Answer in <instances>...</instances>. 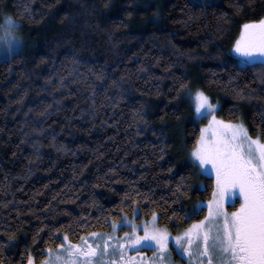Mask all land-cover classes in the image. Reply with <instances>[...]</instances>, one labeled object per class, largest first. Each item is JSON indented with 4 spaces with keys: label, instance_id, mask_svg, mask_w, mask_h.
Masks as SVG:
<instances>
[{
    "label": "trees",
    "instance_id": "obj_1",
    "mask_svg": "<svg viewBox=\"0 0 264 264\" xmlns=\"http://www.w3.org/2000/svg\"><path fill=\"white\" fill-rule=\"evenodd\" d=\"M25 2L0 0V21L10 15L24 38L0 61V229L16 233L0 251L5 264H23L26 247H53L46 229L33 243L45 224L64 226L60 243L70 229L74 242L109 231L105 216L134 209L144 220L155 211L174 234L203 218L206 208H192L211 198L213 178L175 154L200 127L176 89L188 80L220 101L225 119L253 135L264 128L260 63L241 70L231 52L240 26L264 16V0H29L31 19Z\"/></svg>",
    "mask_w": 264,
    "mask_h": 264
},
{
    "label": "snow or ice",
    "instance_id": "obj_2",
    "mask_svg": "<svg viewBox=\"0 0 264 264\" xmlns=\"http://www.w3.org/2000/svg\"><path fill=\"white\" fill-rule=\"evenodd\" d=\"M24 12L32 18L29 0L24 4ZM18 29L19 25L11 16H5L4 23L0 24V50H6L9 56L21 43ZM232 51L238 55L237 66L241 70L255 66L259 61V75L264 81V16L240 26ZM77 57L78 53L74 52L73 61L79 63ZM94 75L96 79L104 80L103 66ZM181 80L176 89L177 96L185 92L196 118L207 121L199 127L188 152L192 168L199 169L200 174H210L213 178L211 199L206 203L198 202L192 208L193 215L204 208L207 214L174 236L167 227L159 225V215L155 211L140 223L126 214L122 215L119 226L130 229L122 235L115 234L118 222L105 216V223L113 232L81 233L75 242L70 238V229L69 232H63L60 243H55L59 239L56 234L64 226L45 224L34 231L33 243H36L39 232L46 229L54 246L42 249L36 255L26 247L22 253V257H25L23 264H37V260L39 264H137V257L130 255L129 251L134 254L138 249L152 251L151 257L147 259L140 252L138 264H174V252L181 257V264L185 258L189 264L192 261L195 264H264V128L257 125L254 136L243 121L221 118L218 115L219 102H214L215 98L210 92L203 87L193 89L190 81ZM237 94L244 95L242 90ZM59 150H64V146L61 145ZM165 150L166 146L159 148L160 159ZM172 167L174 165L167 171L171 172ZM109 171L113 172L114 169ZM184 179L181 178L182 181ZM176 187L188 193L186 184L178 183ZM124 197L127 199L128 193ZM142 198L147 200L149 196L143 194ZM228 201L232 202L231 211L225 207ZM95 203L93 201V205ZM120 203H125V200L122 199ZM114 207L123 213V208ZM133 213L135 216V209ZM96 219L99 220V217ZM79 223L85 228L90 226L87 218ZM8 229H0V234L7 237L6 240L0 239V251L16 239L15 230L10 225ZM44 243L47 245L48 240ZM0 264H5L2 257Z\"/></svg>",
    "mask_w": 264,
    "mask_h": 264
},
{
    "label": "rangeland",
    "instance_id": "obj_3",
    "mask_svg": "<svg viewBox=\"0 0 264 264\" xmlns=\"http://www.w3.org/2000/svg\"><path fill=\"white\" fill-rule=\"evenodd\" d=\"M204 1H213V0H204ZM215 1V0H214ZM5 16H10V15H5ZM5 16H4V18H5ZM14 21H16L17 22V24L19 25V29H18V35H19V37L21 38V43H20V45H19V47L16 49V50H14V52L13 53H15V52H18V51H21L22 50V48H23V45H24V38H23V36L21 35V29H20V27H21V25L19 24V22L17 21V20H15L14 18H12ZM2 23H4V19L2 20V21H0V24H2ZM231 52L236 56V57H238V55L234 52V51H232V48H231ZM12 53V54H13ZM11 54V55H12ZM9 57V53L6 51V50H0V61L2 60V59H5V58H8ZM239 59V58H238ZM257 62H259V61H257ZM216 101H218L219 102V105H220V101L219 100H214V102H216ZM218 115L221 117V118H223V119H225L223 116H221V114L218 112ZM193 119L199 124V126H201L202 124H204V123H206L207 121L206 120H198L197 118H196V116L193 114ZM225 120H228V119H225ZM237 121H243V120H237ZM244 122V121H243ZM248 127V126H247ZM253 135V134H252ZM255 136V135H254ZM181 145H182V147H183V149H175V154H176V156L178 157V159L180 160V161H182L183 163H189V164H191V160H190V158H189V155H188V152H189V150H187V149H184V146H183V143H181V142H179ZM198 172H199V169H198ZM200 173V172H199ZM202 175H204V176H209V177H211V175L210 174H202ZM200 185L201 186H203V183H202V179L200 180ZM211 199V198H210ZM209 200V199H208ZM208 200H206V201H202V202H207ZM229 202V201H228ZM228 202L226 203V204H228ZM229 211H231L232 209H228ZM207 214V213H206ZM128 216V215H127ZM130 219H134L135 220V222L136 223H140L141 221H143L144 219H140L139 218V213H138V211H136V214H135V216H134V213L131 215V216H128ZM117 222H118V227H117V229L115 230V234H117V235H122L123 234V232H125V231H130V229L129 228H126V227H120L119 226V222H120V219H118V220H116ZM160 225V224H159ZM160 226H162V225H160ZM162 227H164V226H162ZM169 230V229H168ZM111 232H113V229H110L109 231H102V232H99V233H104V234H108V233H111ZM169 232L174 236L175 234H173V232H171L170 230H169ZM131 251V250H130ZM140 251H144V249L143 250H140ZM147 251V250H146Z\"/></svg>",
    "mask_w": 264,
    "mask_h": 264
},
{
    "label": "flooded vegetation",
    "instance_id": "obj_4",
    "mask_svg": "<svg viewBox=\"0 0 264 264\" xmlns=\"http://www.w3.org/2000/svg\"><path fill=\"white\" fill-rule=\"evenodd\" d=\"M236 203H237V206H238V201ZM231 205H232V202L229 201L228 204H225V207L227 209H232V206ZM140 250H143V249H138L137 252L134 253V254L131 251H129V254L130 255H135L137 257V264H138V259H139V253L140 252H143L144 253V259H147V258L151 257V255H152V251L149 250V249H144V251H140ZM172 259L174 261V264H181V257L178 254H176L175 252L173 253ZM183 264H189V261L187 260V258H185L183 260ZM191 264H195V261H192Z\"/></svg>",
    "mask_w": 264,
    "mask_h": 264
}]
</instances>
